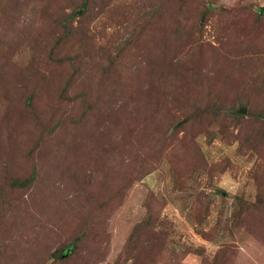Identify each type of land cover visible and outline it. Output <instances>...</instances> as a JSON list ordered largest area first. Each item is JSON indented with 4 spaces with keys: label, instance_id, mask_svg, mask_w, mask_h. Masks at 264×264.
I'll list each match as a JSON object with an SVG mask.
<instances>
[{
    "label": "rangeland",
    "instance_id": "1",
    "mask_svg": "<svg viewBox=\"0 0 264 264\" xmlns=\"http://www.w3.org/2000/svg\"><path fill=\"white\" fill-rule=\"evenodd\" d=\"M80 1L0 0V264H264V0Z\"/></svg>",
    "mask_w": 264,
    "mask_h": 264
},
{
    "label": "trees",
    "instance_id": "2",
    "mask_svg": "<svg viewBox=\"0 0 264 264\" xmlns=\"http://www.w3.org/2000/svg\"><path fill=\"white\" fill-rule=\"evenodd\" d=\"M90 4H91V0H81L80 3H78L73 8L71 13L66 14L65 12H63V15L65 17L64 16L61 17L62 18L61 25L64 29L63 31L65 32L66 36H68L69 33H72V31H73L72 24L77 19V17L85 16ZM29 99H31V97ZM27 181L28 180L24 181L23 183H21V185H25L27 183ZM52 257L56 258V254H52Z\"/></svg>",
    "mask_w": 264,
    "mask_h": 264
},
{
    "label": "water",
    "instance_id": "3",
    "mask_svg": "<svg viewBox=\"0 0 264 264\" xmlns=\"http://www.w3.org/2000/svg\"><path fill=\"white\" fill-rule=\"evenodd\" d=\"M239 113H244L245 114L246 113V110H243V111L240 110Z\"/></svg>",
    "mask_w": 264,
    "mask_h": 264
}]
</instances>
